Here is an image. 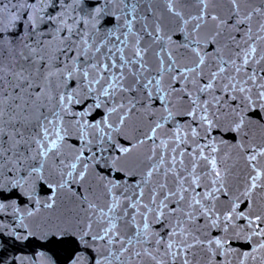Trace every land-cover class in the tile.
Here are the masks:
<instances>
[{"label": "snow or ice", "instance_id": "obj_1", "mask_svg": "<svg viewBox=\"0 0 264 264\" xmlns=\"http://www.w3.org/2000/svg\"><path fill=\"white\" fill-rule=\"evenodd\" d=\"M37 239L7 264H264V0H0V246Z\"/></svg>", "mask_w": 264, "mask_h": 264}, {"label": "water", "instance_id": "obj_2", "mask_svg": "<svg viewBox=\"0 0 264 264\" xmlns=\"http://www.w3.org/2000/svg\"><path fill=\"white\" fill-rule=\"evenodd\" d=\"M42 241L33 240L24 244H12L9 242L7 246H0V260L4 261V264H7V260L12 256L18 255H32L41 251L40 244ZM56 256L59 257L58 264H67V252L63 248H54Z\"/></svg>", "mask_w": 264, "mask_h": 264}]
</instances>
